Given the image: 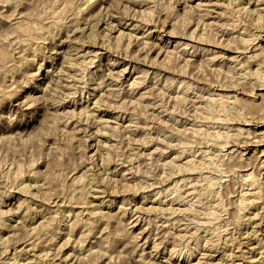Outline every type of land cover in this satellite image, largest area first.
I'll use <instances>...</instances> for the list:
<instances>
[{"label":"rangeland","instance_id":"1","mask_svg":"<svg viewBox=\"0 0 264 264\" xmlns=\"http://www.w3.org/2000/svg\"><path fill=\"white\" fill-rule=\"evenodd\" d=\"M263 72L264 0H0V264H264Z\"/></svg>","mask_w":264,"mask_h":264},{"label":"bare ground","instance_id":"2","mask_svg":"<svg viewBox=\"0 0 264 264\" xmlns=\"http://www.w3.org/2000/svg\"><path fill=\"white\" fill-rule=\"evenodd\" d=\"M258 2V1H257ZM254 10V9H253ZM52 13V12H51ZM252 14V13H251ZM58 15V14H57ZM4 19V18H3ZM52 20V19H51ZM25 21V20H24ZM54 21V20H53ZM54 22H56V21H54ZM20 26V25H19ZM33 27V26H32ZM15 28V27H14ZM33 29V28H32ZM37 30V29H36ZM16 32V31H15ZM17 33V32H16ZM20 33V32H19ZM123 33V32H122ZM108 36V35H107ZM253 37V36H252ZM122 38V37H121ZM205 41V40H204ZM209 41V40H208ZM23 42V41H22ZM208 43V42H207ZM246 43H248V42H246ZM186 46V45H185ZM248 46V45H247ZM258 71V70H257ZM262 72V71H261ZM257 74V73H256ZM261 74V73H260ZM258 75V74H257ZM69 76V75H68ZM247 78V77H246ZM258 81L261 83L260 84V87H261V90H263L264 89V72H263V74L262 75H260V76H258ZM46 87V86H45ZM259 89V88H258ZM188 91V90H187ZM174 98V97H173ZM228 98V97H227ZM226 98V99H227ZM187 99V98H186ZM221 99V97L219 98V100ZM223 99V98H222ZM210 100V99H209ZM234 100V99H233ZM224 101V100H223ZM235 101V100H234ZM205 102V101H204ZM214 102V101H213ZM216 102V101H215ZM226 102V101H225ZM215 104V103H214ZM220 104V103H219ZM211 105V104H210ZM219 106H221V105H219ZM222 106H223V104H222ZM227 106V105H226ZM219 108V107H218ZM225 108V107H224ZM220 109V108H219ZM220 112V111H219ZM234 112V111H233ZM57 113V112H56ZM223 113V112H222ZM74 114V113H73ZM92 114V113H91ZM232 115V114H231ZM217 116V115H216ZM225 117V116H224ZM46 120V119H45ZM221 120V119H220ZM257 123V122H256ZM48 129V128H47ZM63 131V130H62ZM240 131H242L243 132V130H240ZM237 133H238V131H237ZM225 134V133H224ZM239 134V133H238ZM237 135V134H236ZM235 135V136H236ZM230 136V135H229ZM74 138V137H73ZM213 138V137H212ZM231 138H233V137H231ZM231 140V139H230ZM229 141V140H228ZM183 145V144H182ZM181 145V146H182ZM185 150V149H184ZM96 151V150H95ZM207 152V151H206ZM198 153V152H197ZM261 153H264V150H262L261 151ZM234 156V155H233ZM213 157V156H212ZM218 157V156H217ZM223 158V157H222ZM190 160V159H189ZM192 160V159H191ZM190 160V161H191ZM215 162H216V160H215ZM188 162H186L185 163V165L184 166H181L179 169H181L182 168V171L183 170H186L187 168H186V166H189L190 164L188 163ZM192 164V163H191ZM200 164H203L202 163V161L200 162ZM220 165V164H219ZM191 166V165H190ZM189 166V167H190ZM175 167H177V166H175ZM188 167V168H189ZM198 168H200V167H198ZM192 169V168H191ZM190 169V170H191ZM217 169V168H216ZM187 170H189V169H187ZM207 170V169H206ZM180 172V171H179ZM173 174V173H172ZM177 174V173H176ZM251 173H249V174H246V181L247 180H249V182H247V183H249V185L248 186H250V185H252L253 184V177H251V176H253V175H250ZM162 180V179H161ZM188 180V179H187ZM243 181V180H242ZM245 182V181H244ZM246 183V184H247ZM213 184V183H212ZM215 184V183H214ZM210 185V184H209ZM123 186V185H122ZM254 186H256V184H254ZM212 188H213V186H211ZM252 187V186H251ZM22 188V187H21ZM208 188H210V187H208ZM253 188V187H252ZM208 191V190H207ZM244 195V194H243ZM180 197V196H179ZM242 199V198H241ZM242 201H243V199H242ZM260 201V200H259ZM60 202V201H59ZM241 202V201H240ZM243 203V207H244V205H245V203L244 202H242ZM195 205V204H194ZM223 205V204H222ZM242 205V204H241ZM240 205V206H241ZM246 206V205H245ZM223 209V208H222ZM5 212V211H4ZM176 213V212H175ZM5 215V214H4ZM8 215V214H7ZM171 218V217H170ZM208 218V217H207ZM206 221V220H205ZM198 222V221H197ZM41 232V231H40ZM207 232V231H206ZM214 232V231H213ZM215 233V232H214ZM217 236V235H216ZM189 240V239H188ZM213 240V239H212ZM212 240H211V244L210 245H212V244H216V242L214 243H212ZM177 241V240H176ZM214 241H215V239H214ZM214 248V247H213ZM28 250V249H27ZM181 251V250H180Z\"/></svg>","mask_w":264,"mask_h":264}]
</instances>
